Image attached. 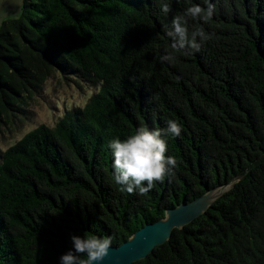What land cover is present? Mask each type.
<instances>
[{"label":"trees","instance_id":"trees-1","mask_svg":"<svg viewBox=\"0 0 264 264\" xmlns=\"http://www.w3.org/2000/svg\"><path fill=\"white\" fill-rule=\"evenodd\" d=\"M209 2V22L188 18L189 34L211 36L199 51L175 52L167 32L205 0H23L2 22L0 134L54 75L96 89L54 125L0 143V264H60L72 235L118 246L225 183L205 213L133 264H264V0ZM166 51L174 59L161 62ZM169 120L182 129L163 137L178 165L145 196L121 191L109 142Z\"/></svg>","mask_w":264,"mask_h":264},{"label":"clouds","instance_id":"clouds-1","mask_svg":"<svg viewBox=\"0 0 264 264\" xmlns=\"http://www.w3.org/2000/svg\"><path fill=\"white\" fill-rule=\"evenodd\" d=\"M207 7L193 4L186 8L183 15L172 20V30L167 35L172 38L171 48L175 52L191 48L199 51L201 44L211 39L202 28H194L189 34L188 18L209 22L214 14V4L205 0ZM161 11H171L168 3L161 5ZM198 38L199 41L198 42ZM161 62L172 61L173 52L157 57ZM181 126L175 120L167 121L163 130H150L140 127L133 134L121 140L115 138L109 142L114 156V182L122 186L121 191L128 194L147 195L157 182L163 183L170 171L178 165L174 156L167 155V142L164 135L180 136ZM113 236L100 237L85 234L84 237L72 235L73 249L60 257V264H96L109 255Z\"/></svg>","mask_w":264,"mask_h":264},{"label":"rangeland","instance_id":"rangeland-1","mask_svg":"<svg viewBox=\"0 0 264 264\" xmlns=\"http://www.w3.org/2000/svg\"><path fill=\"white\" fill-rule=\"evenodd\" d=\"M22 4L23 0H0V27L4 20L20 15ZM95 89L84 83L79 85L62 79L58 74L52 76L44 90L34 95L27 105H23L24 110L17 113L13 130L6 129L3 135L0 134V143L11 144L40 124L54 125L65 107L84 105Z\"/></svg>","mask_w":264,"mask_h":264},{"label":"water","instance_id":"water-1","mask_svg":"<svg viewBox=\"0 0 264 264\" xmlns=\"http://www.w3.org/2000/svg\"><path fill=\"white\" fill-rule=\"evenodd\" d=\"M231 186L232 183L218 185L190 201L166 208L162 218L154 222H145L123 243L118 246L112 245L109 255L96 264H133L144 259L156 246L167 242L175 228L182 229L205 213L219 196L230 190Z\"/></svg>","mask_w":264,"mask_h":264}]
</instances>
